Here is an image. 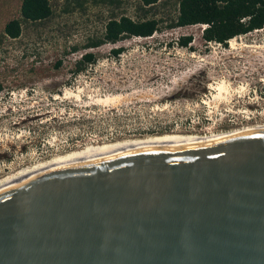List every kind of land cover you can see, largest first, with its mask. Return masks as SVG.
<instances>
[{
    "label": "rangeland",
    "instance_id": "1",
    "mask_svg": "<svg viewBox=\"0 0 264 264\" xmlns=\"http://www.w3.org/2000/svg\"><path fill=\"white\" fill-rule=\"evenodd\" d=\"M66 1L52 0L50 20L24 27L11 40L1 34L19 16L21 0H0V180L117 141L264 124V27L234 38V49L230 41L206 44L201 26L162 27L148 38L90 50L95 65L73 76V62L84 51L71 53V47L99 36L108 18L157 13L166 20L174 16L175 0L146 15L138 0H81L72 12L65 11ZM181 36H191L187 48L175 44ZM116 48L123 49L118 57L111 54ZM220 82L227 93L213 100L212 86Z\"/></svg>",
    "mask_w": 264,
    "mask_h": 264
},
{
    "label": "water",
    "instance_id": "2",
    "mask_svg": "<svg viewBox=\"0 0 264 264\" xmlns=\"http://www.w3.org/2000/svg\"><path fill=\"white\" fill-rule=\"evenodd\" d=\"M0 264H264V134L86 154L1 187Z\"/></svg>",
    "mask_w": 264,
    "mask_h": 264
},
{
    "label": "trees",
    "instance_id": "3",
    "mask_svg": "<svg viewBox=\"0 0 264 264\" xmlns=\"http://www.w3.org/2000/svg\"><path fill=\"white\" fill-rule=\"evenodd\" d=\"M169 1L138 0V9L146 15L168 4ZM114 2L117 0H95L94 3L105 5ZM81 6V0L66 1L65 11L72 12L75 7ZM174 8V16L166 20L156 18L157 13H153L151 18L136 20L125 15L111 16L99 36L87 38L82 46L71 47V53L84 51L74 60L72 75L84 73L89 66L95 65L97 56L90 50L133 37L148 38L161 31L162 27L176 29L205 25L202 30L203 41L206 44L216 43L224 47L231 39L264 27V0H175ZM53 15L52 0H21L19 16L5 23L1 37L16 40L22 35L24 27L43 24ZM191 41V36H181L175 44L187 48ZM122 51V48L112 49L111 54L118 57ZM61 65L62 62L57 61L54 67L58 69Z\"/></svg>",
    "mask_w": 264,
    "mask_h": 264
},
{
    "label": "bare ground",
    "instance_id": "4",
    "mask_svg": "<svg viewBox=\"0 0 264 264\" xmlns=\"http://www.w3.org/2000/svg\"><path fill=\"white\" fill-rule=\"evenodd\" d=\"M235 42L236 40L234 39H231L229 42L232 49L235 48L236 45ZM212 87L215 90V93L212 96L213 100H220L224 98V93H227V90L223 82L217 83L215 86ZM66 95L72 96L73 93L67 91ZM103 100L104 99H100L99 101H103ZM257 134H264V124L253 126L250 128H245V129H238V130H232V131H226V132L214 133V134H206V135H194V134L186 135V134L166 133L160 135H150L144 138L128 139L119 142L117 141L113 144L91 147L90 149L87 150H82L80 152L61 156L51 161L43 162L35 166H32L30 168L20 170L18 173L14 175L1 179L0 188L21 183L26 179L30 178L31 176L49 171L62 163H65L69 160H72L74 158L86 154L126 149L129 147H133L145 143H153L157 141L170 140V139L189 140L196 142H226V141H232L246 136L257 135Z\"/></svg>",
    "mask_w": 264,
    "mask_h": 264
},
{
    "label": "built area",
    "instance_id": "5",
    "mask_svg": "<svg viewBox=\"0 0 264 264\" xmlns=\"http://www.w3.org/2000/svg\"><path fill=\"white\" fill-rule=\"evenodd\" d=\"M205 27H206V26H205V25H203V26H202V30H203ZM238 37H240V36H238ZM214 44H216V43H214ZM217 45H219V44H217Z\"/></svg>",
    "mask_w": 264,
    "mask_h": 264
}]
</instances>
